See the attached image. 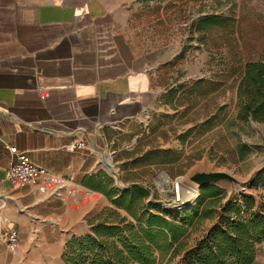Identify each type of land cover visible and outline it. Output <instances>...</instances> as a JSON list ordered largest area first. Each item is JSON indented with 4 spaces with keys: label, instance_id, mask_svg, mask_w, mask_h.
Segmentation results:
<instances>
[{
    "label": "crops",
    "instance_id": "1",
    "mask_svg": "<svg viewBox=\"0 0 264 264\" xmlns=\"http://www.w3.org/2000/svg\"><path fill=\"white\" fill-rule=\"evenodd\" d=\"M132 1L0 0V228L20 235L11 252L0 229V264H66L67 242L115 207L100 163L158 97ZM11 146L49 170L45 192L6 179Z\"/></svg>",
    "mask_w": 264,
    "mask_h": 264
},
{
    "label": "rangeland",
    "instance_id": "2",
    "mask_svg": "<svg viewBox=\"0 0 264 264\" xmlns=\"http://www.w3.org/2000/svg\"><path fill=\"white\" fill-rule=\"evenodd\" d=\"M128 7L132 38L157 65L158 97L117 130L104 156L112 157V168L103 160L100 165L113 176L109 185L115 195L141 186L149 196L140 203L150 212L180 222L195 216L186 223L189 246L216 222L230 185H220L215 203L198 204L202 189L188 191L178 178L198 167L248 178L264 165V121L237 117L245 65L264 59V0H133ZM208 16L223 21L198 30L199 21ZM177 183L180 198L190 204L167 211L165 205L180 207ZM246 193L260 202L264 175ZM207 205L209 217L199 220ZM134 208L141 213L140 207ZM118 211L136 221L126 210ZM257 247L253 264H264V241ZM156 253L159 264H185L181 256L169 261V255L158 249Z\"/></svg>",
    "mask_w": 264,
    "mask_h": 264
},
{
    "label": "trees",
    "instance_id": "3",
    "mask_svg": "<svg viewBox=\"0 0 264 264\" xmlns=\"http://www.w3.org/2000/svg\"><path fill=\"white\" fill-rule=\"evenodd\" d=\"M222 21L220 16H208L199 21L198 30L204 31ZM238 90L243 102L237 117L264 121V59L245 65ZM263 175L264 171L256 181H261ZM100 189L103 188L100 186ZM221 189L222 186L202 188L198 204L215 203ZM148 196L149 191L141 186L116 194L113 203L117 209L107 207L90 220L91 232L67 242L63 254L65 263L159 264L157 249L169 255V261L181 256L185 264L255 262L257 246L264 241V195L258 202L251 194L237 193L231 201L221 203L216 222L189 246L186 242L189 225L186 223H192L195 216L188 217V222H180L152 213L140 203ZM136 206L141 208V213L134 208ZM208 206L199 220L209 217ZM119 209L132 214L136 221L122 217Z\"/></svg>",
    "mask_w": 264,
    "mask_h": 264
},
{
    "label": "built area",
    "instance_id": "4",
    "mask_svg": "<svg viewBox=\"0 0 264 264\" xmlns=\"http://www.w3.org/2000/svg\"><path fill=\"white\" fill-rule=\"evenodd\" d=\"M13 158L10 160L6 171V179L13 185L24 186L35 184L39 190H47V181L50 178V172L44 166L33 161L26 153L21 152L17 146H11ZM176 187L178 196L179 189ZM1 229V237L4 239L9 251L15 252L20 245V235L16 229Z\"/></svg>",
    "mask_w": 264,
    "mask_h": 264
},
{
    "label": "water",
    "instance_id": "5",
    "mask_svg": "<svg viewBox=\"0 0 264 264\" xmlns=\"http://www.w3.org/2000/svg\"><path fill=\"white\" fill-rule=\"evenodd\" d=\"M263 171L264 165L255 169L248 178H243L227 170L198 167L188 175L180 177V184L184 185V187H192L195 189H202L209 185H230V192L224 201L227 203L235 197L237 191H239V193L248 194L246 193L247 190L253 185V183ZM199 195L200 193L198 196ZM189 204L190 203H188L186 206ZM184 207L165 205L164 209L169 211L173 208L181 209Z\"/></svg>",
    "mask_w": 264,
    "mask_h": 264
},
{
    "label": "bare ground",
    "instance_id": "6",
    "mask_svg": "<svg viewBox=\"0 0 264 264\" xmlns=\"http://www.w3.org/2000/svg\"><path fill=\"white\" fill-rule=\"evenodd\" d=\"M181 180V178L179 177L178 178V181H180ZM166 181H167V179H166ZM175 186H177L178 187V189H179V194H178V196H177V198H180V188H179V185H178V183L175 185ZM184 186V185H183ZM185 188V187H184ZM188 191L189 190H191V189H194V190H196L195 188H192V187H188V188H186ZM192 194H195V192H193ZM180 200H181V202L179 203V204H177V205H179L180 207H182V206H184L185 204H187V203H190V202H188V200H183V198L181 197L180 198Z\"/></svg>",
    "mask_w": 264,
    "mask_h": 264
}]
</instances>
